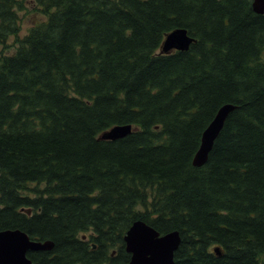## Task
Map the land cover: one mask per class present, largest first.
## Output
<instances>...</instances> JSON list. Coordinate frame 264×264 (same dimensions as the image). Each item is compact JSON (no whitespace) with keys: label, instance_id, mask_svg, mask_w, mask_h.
I'll return each instance as SVG.
<instances>
[{"label":"trees","instance_id":"1","mask_svg":"<svg viewBox=\"0 0 264 264\" xmlns=\"http://www.w3.org/2000/svg\"><path fill=\"white\" fill-rule=\"evenodd\" d=\"M177 28L194 42L162 53ZM138 220L179 232L173 264H264V14L253 0H0V230L52 240L36 264H125Z\"/></svg>","mask_w":264,"mask_h":264},{"label":"water","instance_id":"2","mask_svg":"<svg viewBox=\"0 0 264 264\" xmlns=\"http://www.w3.org/2000/svg\"><path fill=\"white\" fill-rule=\"evenodd\" d=\"M253 8L257 13L264 14V0H253ZM194 40L186 28H177L167 34L161 52L188 50ZM235 108L236 105L233 103L222 105L204 130L200 148L193 159L195 166L200 167L207 162L216 138ZM132 129V124L115 125L103 132L101 138L108 140L123 138L130 134ZM137 225H143L149 230L142 227L135 229L132 225L127 231L126 250L131 253V259L126 264H173L175 251L181 242L179 232L172 231L161 235L155 228L143 221ZM53 247V241L33 240L27 232L19 228L0 230V264H36L28 258L27 253L30 250H51ZM216 249L220 254L219 248Z\"/></svg>","mask_w":264,"mask_h":264},{"label":"bare ground","instance_id":"3","mask_svg":"<svg viewBox=\"0 0 264 264\" xmlns=\"http://www.w3.org/2000/svg\"><path fill=\"white\" fill-rule=\"evenodd\" d=\"M207 128V127H206ZM198 152V151H197ZM209 158V157H208ZM140 221H142V220H138V221H135L134 223H133V228H138V227H142V228H144V229H148L147 227H145V226H143V225H137V224H140ZM143 222H145V221H143ZM146 223V222H145ZM148 224V223H147ZM148 225H150V224H148ZM151 226V225H150ZM151 227H153V226H151ZM154 228V227H153ZM149 230V229H148ZM216 248H219V247H216ZM215 248V249H216ZM217 250V249H216ZM215 250V251H216ZM219 250H220V248H219ZM217 252V251H216ZM218 253V252H217ZM220 254H221V251H220ZM132 262V261H131Z\"/></svg>","mask_w":264,"mask_h":264},{"label":"rangeland","instance_id":"4","mask_svg":"<svg viewBox=\"0 0 264 264\" xmlns=\"http://www.w3.org/2000/svg\"><path fill=\"white\" fill-rule=\"evenodd\" d=\"M38 15V14H36ZM34 19V20H33ZM36 17L35 14L34 15H30L28 19H24V26H30L31 24H33V22L35 21Z\"/></svg>","mask_w":264,"mask_h":264},{"label":"flooded vegetation","instance_id":"5","mask_svg":"<svg viewBox=\"0 0 264 264\" xmlns=\"http://www.w3.org/2000/svg\"><path fill=\"white\" fill-rule=\"evenodd\" d=\"M89 235H90V234H89V233H87V234H85V235H84V237H87V239H88Z\"/></svg>","mask_w":264,"mask_h":264}]
</instances>
